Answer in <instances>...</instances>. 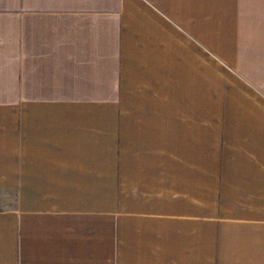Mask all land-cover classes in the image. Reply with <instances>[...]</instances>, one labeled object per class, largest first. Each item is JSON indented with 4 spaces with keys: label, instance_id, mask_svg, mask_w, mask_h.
<instances>
[{
    "label": "crops",
    "instance_id": "0c3cea01",
    "mask_svg": "<svg viewBox=\"0 0 264 264\" xmlns=\"http://www.w3.org/2000/svg\"><path fill=\"white\" fill-rule=\"evenodd\" d=\"M218 33L209 0H0V264L264 260V0Z\"/></svg>",
    "mask_w": 264,
    "mask_h": 264
},
{
    "label": "rangeland",
    "instance_id": "374dc122",
    "mask_svg": "<svg viewBox=\"0 0 264 264\" xmlns=\"http://www.w3.org/2000/svg\"><path fill=\"white\" fill-rule=\"evenodd\" d=\"M220 3L221 0H209L211 15L210 50L212 58H214L213 56L216 58L218 54ZM213 246L216 247L217 245ZM237 247H242V249L236 250ZM252 254L259 257L256 255V252H252V250H250L245 244H236L233 241L230 243L226 242V244L222 246V249L219 250L216 247V249L212 251V264H264V260H253Z\"/></svg>",
    "mask_w": 264,
    "mask_h": 264
},
{
    "label": "built area",
    "instance_id": "2783aa9c",
    "mask_svg": "<svg viewBox=\"0 0 264 264\" xmlns=\"http://www.w3.org/2000/svg\"><path fill=\"white\" fill-rule=\"evenodd\" d=\"M10 199H11V198H10L9 196H8V197H5V200H6V201H10Z\"/></svg>",
    "mask_w": 264,
    "mask_h": 264
}]
</instances>
